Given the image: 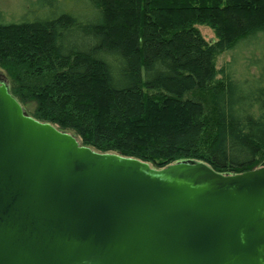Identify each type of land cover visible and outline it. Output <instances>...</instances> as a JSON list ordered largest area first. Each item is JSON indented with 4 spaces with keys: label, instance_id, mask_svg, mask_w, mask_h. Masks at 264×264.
<instances>
[{
    "label": "trees",
    "instance_id": "16d2710c",
    "mask_svg": "<svg viewBox=\"0 0 264 264\" xmlns=\"http://www.w3.org/2000/svg\"><path fill=\"white\" fill-rule=\"evenodd\" d=\"M0 68L30 117L98 153L224 175L264 162V0H40L0 21Z\"/></svg>",
    "mask_w": 264,
    "mask_h": 264
},
{
    "label": "water",
    "instance_id": "95a60500",
    "mask_svg": "<svg viewBox=\"0 0 264 264\" xmlns=\"http://www.w3.org/2000/svg\"><path fill=\"white\" fill-rule=\"evenodd\" d=\"M0 264H264V162L224 175L101 154L2 81Z\"/></svg>",
    "mask_w": 264,
    "mask_h": 264
},
{
    "label": "rangeland",
    "instance_id": "374dc122",
    "mask_svg": "<svg viewBox=\"0 0 264 264\" xmlns=\"http://www.w3.org/2000/svg\"><path fill=\"white\" fill-rule=\"evenodd\" d=\"M39 1L40 0H0V21L4 23L17 21L27 9L36 6ZM197 29L206 42L212 43L215 41V36L211 29L205 26H197ZM230 57V52L218 54L215 58L216 69H221L225 63L229 62ZM0 76L5 78L6 81L8 80L5 72L1 68ZM23 110L28 116H31L34 105L32 103L26 104L23 106Z\"/></svg>",
    "mask_w": 264,
    "mask_h": 264
},
{
    "label": "flooded vegetation",
    "instance_id": "af4514ba",
    "mask_svg": "<svg viewBox=\"0 0 264 264\" xmlns=\"http://www.w3.org/2000/svg\"><path fill=\"white\" fill-rule=\"evenodd\" d=\"M2 81H5L6 84H7V81L5 80V78H2V77L0 76V82H2ZM7 85H8V84H7Z\"/></svg>",
    "mask_w": 264,
    "mask_h": 264
}]
</instances>
